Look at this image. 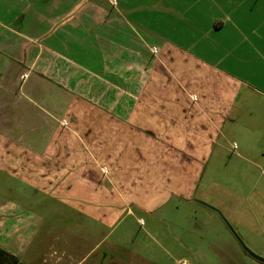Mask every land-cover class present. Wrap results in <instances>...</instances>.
I'll use <instances>...</instances> for the list:
<instances>
[{
    "label": "crops",
    "instance_id": "1",
    "mask_svg": "<svg viewBox=\"0 0 264 264\" xmlns=\"http://www.w3.org/2000/svg\"><path fill=\"white\" fill-rule=\"evenodd\" d=\"M223 169L264 170V0H0V225L25 224V264H85Z\"/></svg>",
    "mask_w": 264,
    "mask_h": 264
},
{
    "label": "rangeland",
    "instance_id": "2",
    "mask_svg": "<svg viewBox=\"0 0 264 264\" xmlns=\"http://www.w3.org/2000/svg\"><path fill=\"white\" fill-rule=\"evenodd\" d=\"M210 177L216 185L193 201L174 202L156 217L142 215L141 222L125 221L85 264H261L237 238L264 259V170L223 169ZM7 223L0 225V248L16 251L17 245V257L25 262V224ZM55 225L63 229V223ZM65 256L48 257L47 264H76Z\"/></svg>",
    "mask_w": 264,
    "mask_h": 264
},
{
    "label": "trees",
    "instance_id": "3",
    "mask_svg": "<svg viewBox=\"0 0 264 264\" xmlns=\"http://www.w3.org/2000/svg\"><path fill=\"white\" fill-rule=\"evenodd\" d=\"M0 264H25L17 257L0 248Z\"/></svg>",
    "mask_w": 264,
    "mask_h": 264
},
{
    "label": "water",
    "instance_id": "4",
    "mask_svg": "<svg viewBox=\"0 0 264 264\" xmlns=\"http://www.w3.org/2000/svg\"><path fill=\"white\" fill-rule=\"evenodd\" d=\"M196 202H197L198 204L204 206V207L210 208L209 206H207L206 204H204V203H202V202H199V201H196ZM210 209H211V208H210ZM236 238H237V237H236ZM237 240H238L240 246L243 248V250H244V251H245L250 257H252L254 260L258 261L259 263L264 264V259H262V258L256 256L255 254L249 252L246 248H244V246L241 244V242H240V240H239L238 238H237Z\"/></svg>",
    "mask_w": 264,
    "mask_h": 264
}]
</instances>
